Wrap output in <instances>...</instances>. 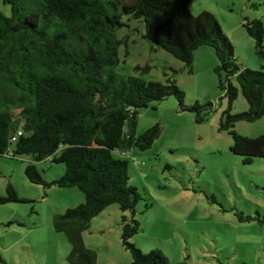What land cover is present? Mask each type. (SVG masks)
I'll use <instances>...</instances> for the list:
<instances>
[{
    "label": "trees",
    "instance_id": "trees-1",
    "mask_svg": "<svg viewBox=\"0 0 264 264\" xmlns=\"http://www.w3.org/2000/svg\"><path fill=\"white\" fill-rule=\"evenodd\" d=\"M4 1L10 4L11 15L0 9V153L30 154L35 162L52 156L54 162L66 164L60 177L46 179L32 161L25 168L28 178L35 184L76 186L84 192L85 200L53 218L56 230L64 232L72 245L70 262L97 263L96 249L86 245L84 233L93 217L117 203L122 211L131 212L122 217L121 239L132 255L127 264H185L171 262L160 249L144 251L132 242L140 230L136 219L140 193L130 181L129 161L115 151L147 149L160 135L159 122L137 131L139 113L149 102L175 95L180 108L195 111L198 120L213 102L187 105L175 77L153 81L120 74L116 68L122 40L117 32L127 25L125 16L142 20L144 36L184 61L190 72L196 49L214 47L219 59L215 71L228 78L221 88L229 108L219 128L232 134L231 148L244 163L264 158V133L252 137L235 130L238 121L264 116V66L260 70L243 66L216 15L205 10L193 14L191 0ZM244 27L264 60L263 20L247 19ZM233 75L238 85L230 80ZM239 90L249 107L232 113ZM9 201H26L11 182L6 194H0V203Z\"/></svg>",
    "mask_w": 264,
    "mask_h": 264
},
{
    "label": "rangeland",
    "instance_id": "rangeland-1",
    "mask_svg": "<svg viewBox=\"0 0 264 264\" xmlns=\"http://www.w3.org/2000/svg\"><path fill=\"white\" fill-rule=\"evenodd\" d=\"M189 10L216 15L222 30L235 46L236 57L245 67L260 70L254 37L244 27L251 18L264 23V0H191ZM0 9L11 15V6L0 0ZM127 23L117 36L120 74H137L147 80L175 77L185 91L187 105L213 102L197 113L182 110L175 95L151 101L141 109L138 133L159 122L161 133L147 149L132 147L121 157L129 161L130 181L140 193L136 219L140 230L131 237L144 251L160 249L173 262L185 264H264V158L244 163L231 145L232 134L219 124L229 108L228 78L215 71L216 50L202 45L194 53L193 70L170 51L145 37L142 20L125 16ZM149 65L150 69L138 70ZM230 80L238 85L235 75ZM249 102L238 92L232 113L247 110ZM241 134L264 133V116L256 121L235 123ZM33 161L30 154L0 153V194L11 182L26 201L0 203V264H72V245L57 231L53 218L85 200L78 187L35 184L25 172ZM35 162V161H33ZM43 176L53 181L65 172L64 162L52 156L35 162ZM131 216L117 203L93 217L84 233L88 247L96 249V264H127L130 250L123 244L122 217ZM10 222V223H9Z\"/></svg>",
    "mask_w": 264,
    "mask_h": 264
},
{
    "label": "built area",
    "instance_id": "built-area-1",
    "mask_svg": "<svg viewBox=\"0 0 264 264\" xmlns=\"http://www.w3.org/2000/svg\"><path fill=\"white\" fill-rule=\"evenodd\" d=\"M23 131L22 130H20V131H17V134H19V135H21V133H22ZM16 138V136H13V139H15ZM115 152H117L119 155H126V152H123V151H115ZM9 154L11 155L12 154V151H9Z\"/></svg>",
    "mask_w": 264,
    "mask_h": 264
}]
</instances>
